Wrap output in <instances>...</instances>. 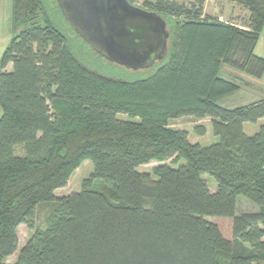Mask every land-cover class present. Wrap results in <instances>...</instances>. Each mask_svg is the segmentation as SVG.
Returning a JSON list of instances; mask_svg holds the SVG:
<instances>
[{
    "label": "trees",
    "instance_id": "trees-1",
    "mask_svg": "<svg viewBox=\"0 0 264 264\" xmlns=\"http://www.w3.org/2000/svg\"><path fill=\"white\" fill-rule=\"evenodd\" d=\"M230 1L248 12L244 28L205 15L204 0H143L168 24L167 53L148 71L113 73L92 63L97 54L57 0H10L14 36L0 58V264L42 203L47 226L13 264H264V124L253 136L243 130L264 119V99L217 105L240 87L220 77L223 67L264 74L254 54L264 0ZM184 117L210 118L219 141L192 144L168 127ZM85 160L93 172L81 190L56 197ZM168 160L181 164L138 171ZM238 196L259 211L235 215Z\"/></svg>",
    "mask_w": 264,
    "mask_h": 264
},
{
    "label": "rangeland",
    "instance_id": "rangeland-1",
    "mask_svg": "<svg viewBox=\"0 0 264 264\" xmlns=\"http://www.w3.org/2000/svg\"><path fill=\"white\" fill-rule=\"evenodd\" d=\"M153 1V0H152ZM185 4L197 2L198 0H175ZM134 5L143 8V0H134ZM204 14L217 18L219 21L232 23L238 27H245L246 19L248 18V12L236 5L230 0H204L203 2ZM14 33L11 32L10 28V0H0V58L4 49L13 38ZM95 53V52H94ZM98 56V55H97ZM100 70L104 72L110 71L113 73L120 72L119 68H123L125 71L131 72H145L150 70L152 67L145 69H137L136 71L126 69L122 66L111 64L101 57H96L92 62ZM10 70V66L7 67ZM6 68V70H7ZM124 70H121L124 71ZM220 77L237 83L240 87L237 91L232 94L225 96L217 101V105L225 109H234L241 106L251 104L264 99V80H256L243 73H239L227 67H223L220 72ZM1 113V112H0ZM120 120H127L126 115H119ZM210 118L195 119L191 117H184L176 120L169 121L168 127L172 130H183L188 134V141L192 144H198L200 146H209L219 141V138L213 136L211 129ZM264 124V119L259 120L256 124L246 123L243 125V130L246 136H253L259 129V126ZM204 131L203 135H200V131ZM19 152V151H18ZM167 165L170 167H177L181 162H174L168 160L166 162L152 161L147 165H142L138 168L140 173H146L151 176L153 169L159 165ZM93 172V166L90 161L85 160L81 165L75 169L72 173L66 187L55 191L56 197H63L72 193H77L82 188V182L90 177ZM205 179L208 189L211 193L216 191V184L213 178L203 176ZM92 189L101 190V186L97 182H93L91 185ZM50 205L40 204L35 208L32 225L33 229H29L25 225H20L17 230L18 237V248L17 251L8 259V264L16 262L18 253L26 242L29 240L34 230H42L47 226V220L50 215ZM258 207L252 204L243 196L236 198V211L235 215L242 213H257Z\"/></svg>",
    "mask_w": 264,
    "mask_h": 264
},
{
    "label": "water",
    "instance_id": "water-1",
    "mask_svg": "<svg viewBox=\"0 0 264 264\" xmlns=\"http://www.w3.org/2000/svg\"><path fill=\"white\" fill-rule=\"evenodd\" d=\"M74 32L111 64L136 71L154 66L167 53L166 20L127 0H57Z\"/></svg>",
    "mask_w": 264,
    "mask_h": 264
},
{
    "label": "crops",
    "instance_id": "crops-1",
    "mask_svg": "<svg viewBox=\"0 0 264 264\" xmlns=\"http://www.w3.org/2000/svg\"><path fill=\"white\" fill-rule=\"evenodd\" d=\"M5 50V49H4ZM4 52V51H3ZM3 54V53H2ZM254 54L259 57V58H262L264 59V27L260 33V36H259V39H258V42L256 44V47H255V50H254ZM2 56V55H1ZM9 67V66H8ZM7 72H10L11 71V66H10V70L7 68V70H5ZM262 80H264V74L263 76L261 77ZM260 79V80H261ZM19 228V227H18ZM10 258V257H9ZM8 258V259H9ZM8 259L6 260V263H8Z\"/></svg>",
    "mask_w": 264,
    "mask_h": 264
}]
</instances>
